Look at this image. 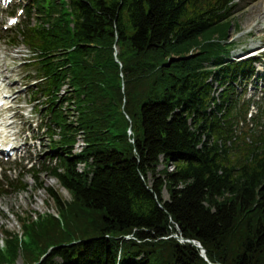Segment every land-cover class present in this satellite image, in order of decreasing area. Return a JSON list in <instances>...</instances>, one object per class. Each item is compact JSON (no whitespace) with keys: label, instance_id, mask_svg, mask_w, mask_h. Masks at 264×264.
<instances>
[{"label":"trees","instance_id":"1","mask_svg":"<svg viewBox=\"0 0 264 264\" xmlns=\"http://www.w3.org/2000/svg\"><path fill=\"white\" fill-rule=\"evenodd\" d=\"M243 1H30L35 23L8 41L33 54L31 100L45 99L59 162L25 168L58 213L18 215L22 235L3 228L0 264H264V100L247 123L253 102L237 90L258 60L233 59L229 42ZM9 187L29 186L19 175Z\"/></svg>","mask_w":264,"mask_h":264},{"label":"rangeland","instance_id":"2","mask_svg":"<svg viewBox=\"0 0 264 264\" xmlns=\"http://www.w3.org/2000/svg\"><path fill=\"white\" fill-rule=\"evenodd\" d=\"M30 1L14 0L12 6L19 7V11H21L23 5L32 7ZM263 6L264 0H245L240 3L231 17L233 27L230 30L231 38L229 42L234 41L235 44L233 59L240 60L241 56H248L251 52L262 55L261 58L264 59V15L253 11L256 7L258 10ZM7 10L2 11L0 14L2 23L0 27V79L5 80V89L11 94V97L7 98V103L11 104L13 108L9 110L6 108L2 113L0 123L9 124V126L6 129L2 128V131L5 132L2 133L1 140H16L14 144L18 146L19 153L24 154L26 152V156L0 160V180L5 181L6 177L16 179L19 175H24L25 182L29 187L26 192L21 193L16 192L12 187L5 188L6 192L0 190V245L2 246H4L5 240L3 228L20 235L23 233L18 215L36 217L47 212L54 215L58 213L53 199L45 190H36V182L25 168V166L30 168L36 163L33 168L40 169L42 164H49L51 167L59 162L57 157L52 156L51 138L43 132L40 126L45 118V113L42 112L41 114L39 110L45 106V99H41L39 102L31 100L33 90L31 85L35 83V80H31V78H33L35 71L32 67L25 65L27 60L32 57L30 56V47L23 41L22 36L15 46L8 41V37L11 35L8 32L15 31L24 23L34 24L36 13L32 11L29 16H21L19 22L10 27L8 25L9 20L18 15H7ZM17 12L18 10H16V14ZM254 67L256 74L249 81L250 84H247V87L245 85L237 87L241 96V103L245 99H252L253 107L249 110L253 112V117L258 114V104L255 101H259L260 98L264 100V82L261 80L264 77V62L263 64H256ZM8 92H4V94L8 95ZM248 115L250 113L247 112V123H250ZM81 141L80 139L79 143ZM77 151L79 149L75 146L74 153ZM162 168L161 165L159 169ZM41 181L47 187L58 192L64 200H71L69 192L63 189L57 179L53 178L48 172L41 175ZM164 198H169L167 190L164 191ZM50 252L51 250L48 254ZM48 254L42 257V261L47 258ZM58 261L60 262V260ZM15 264H24L23 259L18 258Z\"/></svg>","mask_w":264,"mask_h":264},{"label":"bare ground","instance_id":"3","mask_svg":"<svg viewBox=\"0 0 264 264\" xmlns=\"http://www.w3.org/2000/svg\"><path fill=\"white\" fill-rule=\"evenodd\" d=\"M254 11V13L255 12H258V13H260L261 15H264V6L262 7V8H260V9H258L257 10V7L255 8V10H253ZM82 140L80 143H79V140ZM78 144H80L79 146H78ZM77 148L79 149V151H77V152H81L82 150H83V148L85 147V142H84V140H83V135H79V139H78V143H77ZM84 167H85V165L84 164H81V165H79V169H80V171H83L84 170ZM173 169H174V167L173 166H170V171H173Z\"/></svg>","mask_w":264,"mask_h":264},{"label":"water","instance_id":"4","mask_svg":"<svg viewBox=\"0 0 264 264\" xmlns=\"http://www.w3.org/2000/svg\"><path fill=\"white\" fill-rule=\"evenodd\" d=\"M175 237H177V235H175ZM128 238V237H127ZM178 239L181 241V242H190L192 243L193 245H195L197 248H199L201 250V253H202V256L204 258H206V254H205V249L204 247L200 244V243H197L195 240H190V239H185L183 237H178Z\"/></svg>","mask_w":264,"mask_h":264}]
</instances>
